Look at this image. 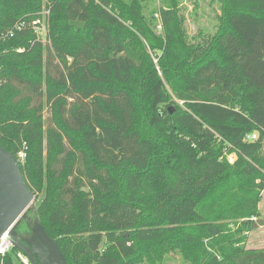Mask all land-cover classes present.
<instances>
[{"label":"trees","instance_id":"16d2710c","mask_svg":"<svg viewBox=\"0 0 264 264\" xmlns=\"http://www.w3.org/2000/svg\"><path fill=\"white\" fill-rule=\"evenodd\" d=\"M149 1L0 0V146L26 152L36 220L68 264H264L247 249L264 192V0H221L207 46L189 43L178 0L150 17ZM46 10L51 51L29 26Z\"/></svg>","mask_w":264,"mask_h":264},{"label":"water","instance_id":"95a60500","mask_svg":"<svg viewBox=\"0 0 264 264\" xmlns=\"http://www.w3.org/2000/svg\"><path fill=\"white\" fill-rule=\"evenodd\" d=\"M35 201L21 172L20 163L13 153L0 146V239L22 253L31 264H68L66 258L41 224L28 219V211ZM26 222L32 233L24 239L18 227Z\"/></svg>","mask_w":264,"mask_h":264},{"label":"rangeland","instance_id":"374dc122","mask_svg":"<svg viewBox=\"0 0 264 264\" xmlns=\"http://www.w3.org/2000/svg\"><path fill=\"white\" fill-rule=\"evenodd\" d=\"M124 4H130L132 0H121ZM179 1V9L180 13L183 16L184 29L186 30V36L191 44L207 46L210 42H212L213 37L217 35L221 29V21H220V10H221V0H178ZM146 7V13L150 17L153 12H158L160 7L163 6V0H150L147 4H143ZM45 6L43 10H45ZM43 12V11H42ZM157 19H160L159 14L157 15ZM155 20L153 26L154 31L157 37H163V30L161 27L160 20ZM47 26V35H44L41 44L46 47L45 49L52 50V38L50 32V19L49 16L46 19ZM48 39L46 40V38ZM44 57L48 55V52L45 51ZM155 58V64L157 65L158 59H156L155 54H153ZM58 61H55L58 64ZM71 61V60H70ZM69 61V62H70ZM159 70V68H158ZM49 117L48 112H45V118ZM43 196L35 195V201L30 207L28 211V219L32 221V223L36 222L35 209L37 204L42 200ZM259 213L260 219L258 220L259 226L257 229L249 233V239L247 243V249H264V192L262 194L261 201L259 203ZM165 259L163 264H191L187 262L180 253L167 254L164 256ZM146 261V260H145ZM149 263V262H148ZM143 262V264H148ZM162 263V262H161ZM156 263V264H161ZM150 264V263H149Z\"/></svg>","mask_w":264,"mask_h":264},{"label":"built area","instance_id":"2783aa9c","mask_svg":"<svg viewBox=\"0 0 264 264\" xmlns=\"http://www.w3.org/2000/svg\"><path fill=\"white\" fill-rule=\"evenodd\" d=\"M49 15H50V11L46 10L41 14L39 18L32 21L31 24L29 25L32 28L35 35L37 36L38 38L37 40H39L40 42L43 36L47 35L48 33L47 31L48 23L46 19L48 18ZM24 26H25V23H22L21 25L17 26V29L22 30ZM47 39L48 37L46 38V40ZM19 51L22 52L23 50L20 49ZM255 139H257V134L248 136L247 138L248 141L255 140ZM18 157L20 159V160L17 159L19 162H24L27 157L26 152L25 151L19 152ZM228 159H229L230 164H233L235 162V157L233 155L229 156ZM11 249H12V245L9 242H6V237H2L0 239V255L5 256L8 252L11 251ZM18 257L23 264H31L29 260L22 253L19 252Z\"/></svg>","mask_w":264,"mask_h":264},{"label":"flooded vegetation","instance_id":"af4514ba","mask_svg":"<svg viewBox=\"0 0 264 264\" xmlns=\"http://www.w3.org/2000/svg\"><path fill=\"white\" fill-rule=\"evenodd\" d=\"M27 227H28L27 223L26 222H22L17 230H18L19 234L24 239H31L32 238V233H31L30 229H28Z\"/></svg>","mask_w":264,"mask_h":264}]
</instances>
